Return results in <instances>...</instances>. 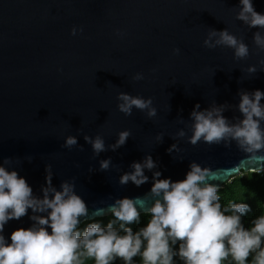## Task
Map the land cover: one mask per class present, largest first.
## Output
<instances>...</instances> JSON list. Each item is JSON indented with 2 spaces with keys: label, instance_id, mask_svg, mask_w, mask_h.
<instances>
[{
  "label": "water",
  "instance_id": "obj_1",
  "mask_svg": "<svg viewBox=\"0 0 264 264\" xmlns=\"http://www.w3.org/2000/svg\"><path fill=\"white\" fill-rule=\"evenodd\" d=\"M238 2L0 0V163L14 159L12 166L38 195L46 165L52 166V183L58 190L62 181L75 177L89 220L108 216L100 209L114 199L144 197L151 182L137 188L132 183L121 186L118 180L131 163L149 154L158 162L161 178L183 180L189 164L196 161L218 170L209 179L220 188L244 172L264 167V161L250 165L235 144L193 146L186 139L171 138L189 123L197 103L201 110L213 102L235 105L241 89L264 91V72H247L250 65L260 67L264 52L253 43L257 29L235 18ZM253 4L264 14V0ZM73 27L83 32L73 36ZM224 28L248 45L246 59H234L227 47L204 46L211 29ZM117 30L124 33L122 38ZM176 48L178 55L173 53ZM136 73L144 79L133 81ZM120 92L152 98L157 115L149 119L135 109L124 115L117 107ZM224 115L231 119L239 113L229 110ZM124 130L131 132L126 144L98 157L83 138L101 135L109 145ZM158 133L164 135L160 144ZM69 135L78 140L71 150L63 147ZM176 142L180 151L169 154L167 149ZM109 157L113 166L99 170V161ZM145 174L151 181L152 173ZM30 215L31 210L20 221H9L6 237L30 227Z\"/></svg>",
  "mask_w": 264,
  "mask_h": 264
},
{
  "label": "clouds",
  "instance_id": "obj_2",
  "mask_svg": "<svg viewBox=\"0 0 264 264\" xmlns=\"http://www.w3.org/2000/svg\"><path fill=\"white\" fill-rule=\"evenodd\" d=\"M235 18L251 29L253 43L259 52H264V14L255 10L253 0H239L235 6ZM83 32L73 27L71 35ZM116 36L124 33L116 31ZM203 44L208 49L227 47L233 50L234 59L244 60L250 49L243 39L237 38L227 28L211 29ZM179 54L180 49H173ZM260 67L250 65L249 74L264 72V59ZM136 73L133 81L143 80ZM239 102L235 105L213 102L201 110L197 103L189 116V123L175 133L174 141L186 139L195 146L198 143L223 145L242 152L248 163L264 161V91L259 89L239 90ZM118 110L130 116L133 110L146 113L149 119L157 115L152 98L133 96L125 92L117 95ZM232 110L239 116L231 119L224 113ZM180 123L185 120L178 119ZM190 133V135H189ZM131 136L129 130L117 134L115 143L106 145L101 135L84 140L92 152H115L124 146ZM164 135L158 133L157 144ZM78 145L77 136L65 137L63 147L71 150ZM82 150V147L80 148ZM177 142L167 152L177 153ZM31 162V157H27ZM16 161H20L15 159ZM183 160V159H180ZM14 159L5 158L0 163V264H264V214L251 219L246 227L245 217L252 212L248 203L229 202L222 205L220 186L209 177L218 170L202 167L192 161L183 180L161 178L158 162L146 155L133 162L129 171L119 176L118 183H132L137 188L151 182L144 197L114 199L101 208L111 219L106 224L99 219L89 220V207L76 191L75 177L64 180L59 190L52 183V166H45V184L40 194H35L26 179L12 166ZM79 167V165H76ZM112 160L99 161V170L108 171ZM257 173L264 167L255 168ZM93 169H89L92 172ZM150 172L151 181L145 173ZM151 203L145 207V202ZM103 203V201H101ZM32 222L28 228H18L10 236L5 235L9 221H20L29 214ZM149 217L147 223L133 230L132 225L141 224V216ZM88 221L81 229L80 225Z\"/></svg>",
  "mask_w": 264,
  "mask_h": 264
},
{
  "label": "trees",
  "instance_id": "obj_3",
  "mask_svg": "<svg viewBox=\"0 0 264 264\" xmlns=\"http://www.w3.org/2000/svg\"><path fill=\"white\" fill-rule=\"evenodd\" d=\"M219 195L221 196L222 205L228 204L229 202L239 203L244 201L250 205L252 212L245 217V225L246 227L249 226L251 219L264 214V172H244L241 175L232 178L220 188ZM95 219H99L100 222L106 224L111 217L106 216ZM148 219L149 217L142 215L141 224L132 225L133 230L144 226ZM91 222L92 221H88L81 224V229L86 227L87 223ZM135 259L137 264H140L139 258ZM88 264H93V262L89 261ZM115 264H122V261L117 260Z\"/></svg>",
  "mask_w": 264,
  "mask_h": 264
}]
</instances>
